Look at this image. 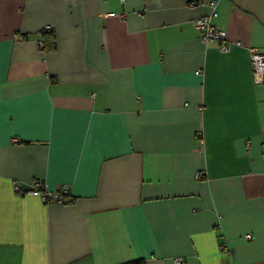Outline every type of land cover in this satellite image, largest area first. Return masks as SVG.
<instances>
[{
    "label": "crops",
    "instance_id": "obj_1",
    "mask_svg": "<svg viewBox=\"0 0 264 264\" xmlns=\"http://www.w3.org/2000/svg\"><path fill=\"white\" fill-rule=\"evenodd\" d=\"M209 1L0 0V264H264V0Z\"/></svg>",
    "mask_w": 264,
    "mask_h": 264
},
{
    "label": "built area",
    "instance_id": "obj_2",
    "mask_svg": "<svg viewBox=\"0 0 264 264\" xmlns=\"http://www.w3.org/2000/svg\"><path fill=\"white\" fill-rule=\"evenodd\" d=\"M208 4L211 5V8L213 7L210 14L195 19V25L199 29L201 38L203 40H222L225 37L224 33L216 29L210 21V17L216 15V10L214 9V1L211 0L208 2ZM43 28L49 30L50 25L46 24ZM220 48L226 49L228 48V44L222 43L220 45ZM249 64L252 71L253 81L256 83L261 82L264 77V50L251 48L249 55ZM15 190L19 191L18 185H15ZM26 191L33 195H37L42 201L46 203H65L67 197L69 196V189L66 186H61L58 189H49L45 183L41 182L38 179L32 182Z\"/></svg>",
    "mask_w": 264,
    "mask_h": 264
},
{
    "label": "trees",
    "instance_id": "obj_3",
    "mask_svg": "<svg viewBox=\"0 0 264 264\" xmlns=\"http://www.w3.org/2000/svg\"><path fill=\"white\" fill-rule=\"evenodd\" d=\"M40 34H41V44H42V47H45L47 45V38H48V35H51V29L49 30H46L44 28L40 29ZM67 201V199H66ZM65 201V202H66ZM130 264H143L140 260H137V261H133L131 262Z\"/></svg>",
    "mask_w": 264,
    "mask_h": 264
}]
</instances>
